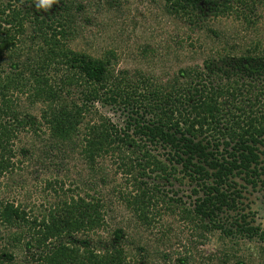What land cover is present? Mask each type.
<instances>
[{"label": "trees", "instance_id": "1", "mask_svg": "<svg viewBox=\"0 0 264 264\" xmlns=\"http://www.w3.org/2000/svg\"><path fill=\"white\" fill-rule=\"evenodd\" d=\"M165 2L169 12L199 18L220 17L227 13L229 4L226 0ZM52 7V11H38L36 0H0V60L5 52L22 44L18 38L25 36L27 25L33 30L30 40L39 44L34 62L26 69L21 71L10 63V75L0 71V117L13 120L0 131V150L5 152L4 140L12 132L28 124L32 129L39 127L33 117L31 123H22L14 114L16 108L8 95L25 94L31 105H45L42 122L53 142L70 144L83 127L81 154L87 164L96 169L98 161L110 156L119 161V170L126 177L133 176L135 192L124 200L143 224H152L161 200L159 185L167 186L173 194L170 200L175 198L174 203L186 216L226 239L259 242L264 259V229L256 225L246 202L249 190L264 193V109L257 108L264 98V57L227 56L208 61L202 71L181 70L179 80L174 79L167 92L144 75L125 88L110 89L104 84L112 76L114 53L100 61L68 47L79 33L75 14L83 6L73 0H59ZM61 64L73 76L62 75L57 82ZM76 85L87 86L78 93L81 106L78 100L69 101L70 91L65 93ZM101 90L105 93L100 94ZM97 101L120 109L126 117L125 126L106 118L100 124L85 122ZM4 155L0 157L1 167L5 166ZM180 193H188V204ZM101 210L96 200L65 201L61 209L51 212L49 223H43L45 239L101 230ZM165 211H170L169 207ZM7 216L16 222L22 219L15 209ZM121 237L116 231L117 242L110 249L92 250L84 242L82 254L62 247L51 259L53 264H132L118 246ZM13 262L7 253L0 258V264Z\"/></svg>", "mask_w": 264, "mask_h": 264}, {"label": "rangeland", "instance_id": "2", "mask_svg": "<svg viewBox=\"0 0 264 264\" xmlns=\"http://www.w3.org/2000/svg\"><path fill=\"white\" fill-rule=\"evenodd\" d=\"M73 1L84 9L75 14L79 33L68 47L100 61L114 53L112 76L104 84L110 89L125 88L144 75L167 92L173 80H179L181 70L202 71L208 61L227 56L264 57V0H226V14L206 18L169 12L165 0ZM52 9L55 7L49 11ZM26 27L25 36L18 38L22 44L5 52L0 60L4 75L11 74L10 63L22 71L34 62L39 44L30 40L33 30ZM58 69L57 82L62 75L73 76L62 64ZM76 86L65 93L70 91L69 101L78 100L81 106L78 93L87 86ZM257 91L253 89L254 95ZM8 97L14 102L18 121L31 123L33 117L40 129L35 132L38 128L28 124L12 132L4 140L5 152L0 150V157L5 154L6 161L0 166V258L7 253L14 264H53L51 258L62 247L80 254L84 242L92 250L110 249L117 242V231L122 234L118 246L132 264H263L259 242L229 240L220 232L205 229L197 219L186 216L174 203L175 198L170 200L173 194L167 186L157 184L160 205L152 224H143L124 200L135 192L133 176L126 177L119 170V161L110 156L98 161L96 169L83 159V127L72 143L56 144L42 122L45 105H31L28 96L21 93L12 92ZM261 101L258 109H264L263 97ZM105 118L119 127L126 123L120 109L104 106L101 101L92 103L84 121L100 124ZM8 121L13 124L12 117L1 115L0 131ZM247 194L249 212L254 214L256 225L264 229V193L249 190ZM179 196L189 203L188 193ZM79 199L99 202L104 216L102 229L81 230L72 236L56 234L46 240L42 225L49 223L51 212L61 209L65 201L69 204ZM168 207L170 211H165ZM11 209L22 214L20 222L6 218Z\"/></svg>", "mask_w": 264, "mask_h": 264}, {"label": "clouds", "instance_id": "3", "mask_svg": "<svg viewBox=\"0 0 264 264\" xmlns=\"http://www.w3.org/2000/svg\"><path fill=\"white\" fill-rule=\"evenodd\" d=\"M56 2V0H36V8L37 10L48 11L51 9L52 5Z\"/></svg>", "mask_w": 264, "mask_h": 264}]
</instances>
